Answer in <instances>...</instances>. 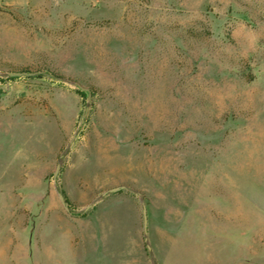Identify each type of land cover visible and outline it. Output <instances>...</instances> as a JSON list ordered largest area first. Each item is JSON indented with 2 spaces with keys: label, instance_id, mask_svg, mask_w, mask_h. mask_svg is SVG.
Masks as SVG:
<instances>
[{
  "label": "rangeland",
  "instance_id": "1",
  "mask_svg": "<svg viewBox=\"0 0 264 264\" xmlns=\"http://www.w3.org/2000/svg\"><path fill=\"white\" fill-rule=\"evenodd\" d=\"M0 264H264V0H0Z\"/></svg>",
  "mask_w": 264,
  "mask_h": 264
},
{
  "label": "water",
  "instance_id": "2",
  "mask_svg": "<svg viewBox=\"0 0 264 264\" xmlns=\"http://www.w3.org/2000/svg\"><path fill=\"white\" fill-rule=\"evenodd\" d=\"M42 73H21V72H16V73H12V74H9L10 76L12 77H19V76H23V75H26V76H37V75H41ZM79 89L83 92H89L88 89L82 87V86H79ZM60 171V164L57 166L56 168V171L54 173V176L55 178L57 177L58 173ZM123 188H115L113 190H111L110 192L112 193H115V192H118L120 190H122ZM60 198L62 200V203L64 205V207L69 210V207H68V203L66 202L64 196L61 194L60 195ZM143 215H144V227H145V233H147V227H148V215H147V209H146V206L144 205L143 206Z\"/></svg>",
  "mask_w": 264,
  "mask_h": 264
},
{
  "label": "trees",
  "instance_id": "3",
  "mask_svg": "<svg viewBox=\"0 0 264 264\" xmlns=\"http://www.w3.org/2000/svg\"><path fill=\"white\" fill-rule=\"evenodd\" d=\"M59 77H61V76H59Z\"/></svg>",
  "mask_w": 264,
  "mask_h": 264
}]
</instances>
